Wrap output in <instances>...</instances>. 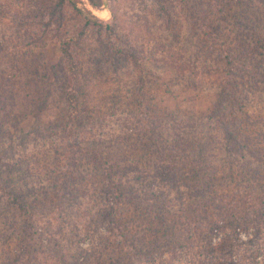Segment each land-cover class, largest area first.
<instances>
[{
    "label": "rangeland",
    "instance_id": "obj_1",
    "mask_svg": "<svg viewBox=\"0 0 264 264\" xmlns=\"http://www.w3.org/2000/svg\"><path fill=\"white\" fill-rule=\"evenodd\" d=\"M81 1L80 6L87 8L103 22H114L116 15L119 33L123 37L124 43L144 51V55L147 57L146 64L151 68V72L146 73L144 81L146 96L143 100L145 103H158L162 105L160 109L168 112V116H164V128L168 129L174 126L180 130L184 125V115H191L195 112L207 113L217 89L216 65L207 57L203 58V62L194 59L191 52L196 51L197 47L192 39L185 4H182L180 0H168L166 5L172 9L173 13L171 19H168L166 14L158 9L154 0H103L104 4L100 8L92 6L89 0ZM7 3L13 5L12 13L19 14L28 19L27 23H32L34 15L23 11L25 7L22 2H19L18 5L17 0H7ZM190 5L194 8V3L190 2ZM29 6L34 8V3L31 1ZM113 13L116 14L113 15ZM65 17L66 23H71V26L62 27L60 33L70 31L74 34L78 29L75 33L77 35L79 30L84 29V21H79L76 13L73 14L70 7H66ZM47 20L48 17L44 16L38 19L37 26L29 24L22 26V30L11 27L9 21H0V45H3L4 41L9 42L12 38L17 39L16 37L20 35L22 37L21 46L15 49L11 48L10 51L14 52L16 56L20 54L19 58L22 60L24 55L31 50L32 54H30L29 60L37 57L41 59L42 63L36 71L37 76L45 79V75H47L48 80L53 81L56 78L51 67L62 64L63 55L60 50V42L52 36V31L57 27L53 25L54 30L51 25L46 27ZM221 24L224 25V23ZM86 28H88L87 35L83 36L82 45L78 47L81 66V80L78 87L80 98L86 107L84 115L89 120H87L86 126L81 127L78 132H80V136L102 138L109 141L111 138L118 139V136L123 135V130L129 128L135 134L133 136L136 141L134 145L145 151V147H148L154 140L157 141V138L152 139V142L147 138L145 131L149 128L148 119L144 115L141 116V108L135 104L137 101L134 100L135 93H137V79L134 70L130 64H121L122 61L115 66L106 57L99 58L101 50L98 49L94 38L96 37V28L90 26ZM30 33H34V36L37 35L39 42L28 50L23 45L27 39L30 41V37H27ZM15 54L12 57L16 61L18 59ZM179 60L186 63L189 71H194L201 76L198 77L203 79L200 87L193 86V84L194 89L186 87L184 84L185 80L187 81L186 76L183 80H179L180 77H172L174 73L158 70L159 67L161 71L169 69L165 67L178 64ZM116 68L118 70H115ZM256 92L253 89L248 94L249 100L244 102V107L236 106L233 110H228L229 120H233L234 117L244 118L248 122L259 121L258 123H262L264 126V95ZM60 93L55 89L52 98H59ZM4 96L8 97L7 91H3L0 98ZM16 97L19 100L22 99L19 94ZM9 100L11 99L9 98ZM57 103H50L52 110L50 108L41 111L40 108L36 109L32 106L26 108L25 113L17 110L19 114H17V118H14L15 115L8 118L4 114L3 117L0 116V128L15 130L20 126L21 129L28 131L42 113H44L47 122L58 120L55 115L58 112L59 104ZM177 106L179 108H175ZM5 108H0V110L4 111ZM172 108L178 111H172ZM257 133L258 138L264 144V137L262 138L264 128ZM168 134L172 133L164 131L162 139L166 140ZM35 136L36 140H28L26 143H23L19 136H9L7 143L14 141L12 143H15V150L8 157H0L4 163L5 161L8 164L16 162L12 169V177L8 181L4 180L2 187L6 191L24 195L25 199L33 203L31 225L34 232L35 229L37 230L29 249L30 257L27 258L22 252L21 244L23 231H28L27 227L29 226L21 213V215L18 214L11 207L6 208L10 196L0 188V264H69L70 261H75L76 264H146V256L153 251H155V255H153L156 257L155 262L160 261L158 264H264V218L261 219L258 226L253 224L247 227L238 226L232 213V210H235L237 216V213L240 214L245 209L251 210L253 206H259V200L253 197L255 195L261 197L260 195L264 194V191L257 190L264 189L263 167H259L261 173L257 176L258 179L254 178L251 182L254 187L250 182L243 183L239 175L232 176L227 182L222 181L226 186L223 188L224 192H221L227 195H223L219 200L222 204L217 207V211L221 213L218 214L214 222L217 226L213 244L217 249L208 254L205 245L194 239L192 241L177 239L176 247L165 244L166 239H171V236L169 234L164 237L158 236L162 232L158 234L156 230H153L164 222L157 218L156 212L151 208H144L145 210L140 208L142 210L140 211L138 206L124 200L123 203L114 205L116 209L119 208L115 220L114 214L112 215L110 210L112 202L107 196V200H105V196L101 192L94 190L95 188L91 184L92 180L89 178L78 181L72 188L74 195L61 201L59 195L50 191L56 174L61 176V169L66 170L67 167L65 163L63 166L58 163L57 166L55 158H59L60 161L71 159L68 158V153L63 151L64 148H62L58 137L52 142ZM7 143L0 152L6 151ZM261 148L264 149V145ZM249 159L252 161V158ZM82 163L86 164L87 162L83 160ZM217 164H219L218 160ZM72 166L73 169L68 168L66 171L75 174L76 168L74 164ZM86 166L83 167L90 171ZM151 168L153 173H148ZM165 169L164 166L161 168L151 165L139 172L131 170L129 179L132 181L136 175L145 177L139 182L145 187H139L141 190H145L142 194H146L148 203L161 204L163 202L168 210H172L170 214L164 210L160 213L169 215L168 218L170 217L173 221L174 217L177 219L176 222H172L174 230L177 232L176 236H179L184 229H190L191 233L195 232L193 227L197 222L194 217L189 216V212H185V208L189 209L190 207L191 190L183 184L184 181L181 179L169 180L168 178L171 176L168 177L163 173ZM82 172L85 173V170L79 171V174ZM2 173L0 174L1 179V175L4 174ZM228 189H232L233 193H230ZM152 190L156 192H152ZM14 193L13 195H15ZM240 202L241 206L239 207ZM196 204L197 202L193 203L192 207H195ZM104 209H106V214L102 212ZM214 211L212 208L208 212L205 223L210 222ZM121 212L123 217H121ZM150 221L155 224L153 229L148 226ZM229 222H235V226L233 224L234 227L231 228ZM152 231L155 236L151 234ZM234 231L239 237L238 240L233 238ZM125 232L129 233L131 237L134 235L131 238L133 243L129 242L128 245L121 243L126 241L124 237L119 240L121 233ZM143 232H145L144 236H142ZM110 234L112 236H109ZM135 236H138V240ZM145 237L147 247L143 250ZM171 242L175 243V240L172 239ZM153 243L156 246L149 250ZM225 244L228 249L221 250L219 246L222 247ZM103 247H106L104 253L98 254L99 250H103ZM88 254H91L89 257L91 259L87 263ZM97 255L100 257L98 258ZM64 256H69L67 261ZM73 256L77 257L73 258ZM78 257L79 261H77Z\"/></svg>",
    "mask_w": 264,
    "mask_h": 264
},
{
    "label": "trees",
    "instance_id": "obj_2",
    "mask_svg": "<svg viewBox=\"0 0 264 264\" xmlns=\"http://www.w3.org/2000/svg\"><path fill=\"white\" fill-rule=\"evenodd\" d=\"M31 1L34 3V8L29 6ZM167 1L154 0L158 9L163 11L168 19H171L173 13L172 9L166 5ZM180 1L185 4L192 39L197 47L196 51L191 53L194 55V59L200 62H203V58L207 57L216 65L217 89L207 113L195 112L191 115H184V125L182 129L177 130L174 126L168 129L164 128L163 120L164 116H168V112L160 109L162 105L144 102L143 98L146 96L144 81L146 73L151 72V68L146 64L147 57L144 55V51L124 43V39L119 33L116 15L114 22H103L87 8L80 6L81 0H17L18 5L19 2H22L25 7L23 11L34 15L32 23H27L28 19L12 13L13 5L8 4L7 0H0V21H9L11 27H17L18 30H22V26L29 24L37 26L38 19L44 16L48 17L45 26L51 25L54 30L53 25H56L57 28L52 31V36L60 42V50L63 55V63L51 67L56 80L50 81L47 75H45V79L37 76L36 71L42 65L41 59L36 57L29 60V56L32 54L30 49L39 42L37 35L34 36V33H30L27 36L30 37V41L27 39L23 46H26L30 52L26 53L22 60L19 58L20 54L16 56L14 52L10 51L11 48L15 49L21 46L22 37L20 35L16 37L17 39L12 38L7 43L4 41L5 45L4 43L0 45V95H3V91H7V96L9 93L11 94L8 97L0 98V108L6 107L3 109L4 111L0 110V116L3 117L6 114V117L10 118L15 115L14 118H17L19 115L17 110L25 113L24 110L30 106L36 109L40 108L41 111L50 108L52 110L51 102L59 104L58 112L55 114L58 120L47 122L44 113H42L43 115L40 113L41 116L28 131L21 129L19 123V129L0 128V150L8 142L9 136H19L23 143L28 140H36L35 135L52 142L59 138V142L64 148L63 151L68 153V158L70 157L71 160L60 161L59 158H55L57 166L58 163L61 166L65 163L67 169H73V164L76 168L75 174H71V171L67 172V169H61L62 175L56 174V178L54 177L55 181H53L50 192L59 195L61 201L74 195L72 188L78 181L89 178L92 180L91 184H93L94 190L101 192L105 196V200H107V196L112 202V207L125 200L127 203L138 206L140 211L151 208L156 212L157 218L163 220L164 223L154 228L155 224L150 221L148 226L151 229L154 228L153 230H156L158 234L162 232L158 236L164 237L166 234L171 236V239H166L165 244L176 247L177 239H190L191 241L194 239L203 243L209 254L217 249L213 244L217 226L214 222L218 214L221 213L217 211V207L222 204L219 200L223 195H227L221 192H224L223 188L226 186L223 182H227L232 176L239 175L243 183L250 182L251 184L254 178L258 179L257 176L261 173L259 167L264 168V149L261 148L264 144L258 138L257 133L264 128L262 123L259 124V121L248 122L244 118L237 117L229 120L227 115L228 110H233L236 106L244 107V102L249 100L248 94L253 89L257 91L256 93L264 95V0ZM89 2L96 8H100L104 4L103 0H89ZM190 2L194 3V8L191 7ZM66 7H70L73 14L76 13L78 20L85 23L84 29L79 30L77 35L75 33L78 29L74 34L70 31L60 33L62 27L71 26V23H66ZM221 23H224L225 26ZM87 26L96 28V37L94 38L98 49L101 50L99 58L106 57L115 66L122 61L121 64H130L134 70L137 79V93H135L134 99L137 101L135 104L141 108V116L144 115L148 119L149 128L145 131L147 138L150 139V142L157 138V141L154 140L148 147H145V151L134 145L136 141L133 136L135 134L129 128L128 130L124 129L123 135L118 136V139L111 138L109 141L102 138L80 136V132H78L81 127L86 126L87 120H89L84 115L86 107L80 98L78 87L81 80L78 47L82 45L83 36L87 35ZM186 53L189 54L187 51ZM14 54L18 59L16 61L12 57ZM178 62V64L165 67L169 69L161 71L159 67L158 70L174 73L172 77H180L179 80H183L186 76L187 81L185 80L186 83H184L186 87H192V84L200 87L203 79L198 77L201 76L194 71H189L183 60ZM55 89L61 92L57 99L52 98ZM18 94L22 96L21 100L16 97ZM3 99L5 100L1 102ZM175 108H172V111H178ZM23 116L25 117V114ZM14 120L17 121V119ZM164 131L172 133L168 134L166 140L162 139ZM12 142L14 141L7 143L6 151L0 152V157H8L15 150V143ZM249 158H252V161ZM83 160L87 163L83 164ZM217 160L219 164H217ZM15 164L16 162L8 164L7 161L4 163V160H0V174L4 173L1 175L2 179L0 177V188L10 196L6 208L11 207L18 214L21 213L29 226L27 227L28 231H23V241L22 244L20 243L22 252L28 258L30 257L29 249L32 239L37 231L35 229L34 232L31 225L33 203L25 199L24 195L6 191L2 187V182L8 181L12 177V169ZM151 165L166 167L163 173L168 177L171 176L168 178L169 180L181 179L184 181L183 184L191 190L190 207L189 209L185 208V212H189V216L196 220V226L193 227L195 232L191 233L190 229H184L179 236H176L177 232L174 230L173 223L177 219L174 217L173 221L170 217L168 218L169 215L160 213L164 210L170 214L172 210H168L163 202L161 204L148 203L146 194H142L145 190L140 188L145 187L139 182L145 177L136 175L130 181L131 170L139 172ZM83 166L89 168L90 171H87ZM83 169L85 173L79 174V171L81 172ZM148 173H153L152 168ZM251 185L254 187L253 184ZM231 190L229 192L233 193ZM257 190L264 191L263 188ZM152 192L156 191L152 190ZM260 196L253 197L259 200L258 207L253 206L251 210L245 209L240 214L237 213V216L235 215L236 211L232 210L234 217L238 218V221L235 219L238 226L247 227L250 224L258 226L261 219L264 218V194ZM195 202H197L196 206L192 207ZM239 204L240 207L241 202ZM112 207L110 208L111 214H114L113 218L116 220L119 208ZM212 208L215 210L213 217L210 222L205 223L208 212ZM102 212L106 214V209ZM123 216L121 212V217ZM120 219L123 220V218ZM235 222H229L231 228L235 226ZM118 226L121 227V225ZM235 233L234 231L233 238L238 240L239 237ZM151 234L155 236L153 231ZM144 235L145 232L142 233V236ZM133 236L131 237L126 232L121 233L119 240L124 237L126 241L121 243L128 245L129 242H132ZM135 238L138 240V236ZM172 239L175 240V243L171 242ZM154 246L156 244L153 243L149 250ZM143 247V250L147 247L146 237ZM219 248L224 250L228 249V246L225 244ZM104 249L106 250V247L99 250L98 254L104 253ZM154 252L148 253L145 259L146 264L155 262ZM90 255L88 254V259H86L87 263L90 262ZM94 255L96 256V254ZM77 256H73V258ZM64 257L67 261L69 256ZM97 257L100 256L97 255ZM73 258L72 261H74ZM77 261H79V257ZM69 264L76 263L70 261Z\"/></svg>",
    "mask_w": 264,
    "mask_h": 264
}]
</instances>
